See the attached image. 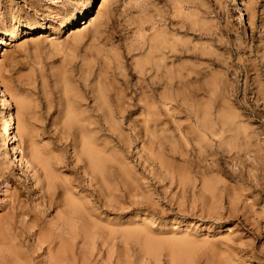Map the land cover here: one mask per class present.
Listing matches in <instances>:
<instances>
[{
	"label": "rangeland",
	"instance_id": "1",
	"mask_svg": "<svg viewBox=\"0 0 264 264\" xmlns=\"http://www.w3.org/2000/svg\"><path fill=\"white\" fill-rule=\"evenodd\" d=\"M3 38L0 146L11 123L22 162L0 147V264L13 246L52 254L38 239L59 211L29 148L71 162L56 183L77 175L83 198L98 188L74 159L88 139L117 172L98 245L64 264H264V0H0Z\"/></svg>",
	"mask_w": 264,
	"mask_h": 264
},
{
	"label": "bare ground",
	"instance_id": "2",
	"mask_svg": "<svg viewBox=\"0 0 264 264\" xmlns=\"http://www.w3.org/2000/svg\"><path fill=\"white\" fill-rule=\"evenodd\" d=\"M236 2V1H235ZM237 5V4H236ZM240 7V5H239ZM240 15L241 17H244L243 15V12L242 10H240ZM144 24V23H143ZM143 26V25H142ZM14 37V36H12ZM159 39V38H158ZM10 40V39H9ZM12 40V39H11ZM151 41V40H150ZM8 42L7 40H5L4 38L1 39L0 41V51L1 50V47L3 46H6L8 45ZM153 42V41H151ZM140 43V42H139ZM148 45V44H147ZM147 47V46H146ZM167 47V46H166ZM168 51V50H167ZM170 53V52H169ZM109 62V61H108ZM4 63V62H3ZM145 70V68H144ZM148 70V69H146ZM153 70V69H152ZM144 72V71H143ZM155 73V71H153ZM144 76V75H143ZM146 76V75H145ZM158 76V75H157ZM160 76V75H159ZM158 76V77H159ZM151 77V76H150ZM145 78V77H144ZM160 78V77H159ZM158 78V79H159ZM168 79V78H167ZM150 80V79H149ZM6 82V79L3 80ZM127 81V80H126ZM144 81V80H143ZM142 81V82H143ZM146 81V80H145ZM125 83V81H123ZM148 82V81H146ZM145 83V82H144ZM3 84V83H2ZM5 85V84H4ZM9 85V84H8ZM8 85H6V90L5 92H8V94L12 97V93L10 92L11 89H9ZM106 85V84H105ZM104 85V86H105ZM144 85V84H143ZM149 85L152 86V87H156L157 88H162L164 86H166V82L163 81V80H160V81H151L149 82ZM146 86V85H145ZM141 87V86H140ZM146 88V87H145ZM149 88V87H148ZM142 89V87H141ZM107 91V89H105ZM122 90V89H121ZM147 90V89H146ZM150 92V91H149ZM158 92V91H157ZM14 93V92H13ZM102 93V92H101ZM104 93V92H103ZM121 93V92H120ZM146 93V92H145ZM126 93L124 92V95ZM147 94V93H146ZM158 94V93H157ZM16 95V93H15ZM101 95V94H100ZM108 95V94H107ZM110 95V94H109ZM113 95V94H112ZM119 95V94H118ZM128 95V94H127ZM9 96V97H10ZM98 96V95H97ZM105 97V96H104ZM103 97V98H104ZM120 97V96H119ZM122 97V96H121ZM135 97V96H134ZM100 98V97H99ZM131 98V97H130ZM154 98H155V95H154ZM4 99V102H6L5 98ZM104 99H107V96L106 98ZM103 99V100H104ZM109 99V98H108ZM119 99V98H118ZM132 99V98H131ZM143 99V98H142ZM150 99V98H149ZM14 100V99H13ZM132 101V100H131ZM140 101L142 102V100L140 99ZM158 101V99L156 100ZM8 102V101H7ZM100 102V101H99ZM104 102V101H103ZM108 102V101H107ZM126 102V101H125ZM133 102V101H132ZM127 103V102H126ZM144 103V102H143ZM161 103V102H160ZM18 104V103H17ZM109 104V103H108ZM120 104V103H119ZM131 104V103H130ZM7 105V104H6ZM106 105V104H104ZM114 105H116L114 103ZM109 106H111L109 104ZM108 107V106H107ZM125 107V106H124ZM70 109V108H69ZM120 109V108H119ZM122 109V107H121ZM144 109V108H143ZM131 110V109H130ZM192 110V109H191ZM109 111V110H108ZM127 112V111H126ZM133 112V111H132ZM76 113V112H75ZM128 113V112H127ZM126 113V114H127ZM131 113V112H130ZM77 114V113H76ZM80 115V114H79ZM116 115V113H115ZM104 116V115H103ZM113 117V115H111ZM126 116V115H125ZM124 117V116H123ZM130 117V116H129ZM73 118V117H72ZM80 118V117H79ZM105 118V117H104ZM111 118V117H110ZM115 118V116L113 117ZM71 119V118H70ZM81 120V119H80ZM82 120H84L82 118ZM87 120V118H86ZM106 120V119H105ZM111 120V119H110ZM2 121V120H1ZM71 122V121H69ZM110 122V121H109ZM113 122V121H112ZM134 122V121H133ZM4 123H5V120H4ZM3 123V124H4ZM85 123V122H84ZM83 123V124H84ZM9 124V123H8ZM73 124V123H72ZM77 124V123H76ZM5 125V124H4ZM15 125V124H14ZM81 125V124H80ZM85 125V124H84ZM12 124L10 123L9 125L6 126V134H3L4 135V138H3V143L1 144L3 149L5 148H11V153L9 154L10 157L14 160L13 163H20L22 161L19 160V148L16 147V146H13L14 143H15V140H14V137H13V134L14 132L11 130H13V128L11 127ZM79 126V125H78ZM77 126V127H78ZM133 126V125H132ZM85 127V126H84ZM92 127V126H91ZM15 128V126H14ZM81 128H79L78 130H80ZM89 129H93V128H90ZM96 129V128H95ZM94 129V130H95ZM88 131V130H87ZM86 131V132H87ZM81 132V131H80ZM85 132V131H84ZM85 132V133H86ZM93 132V131H92ZM91 132V133H92ZM89 134V133H88ZM80 135V133H79ZM91 135V134H89ZM94 135V134H93ZM2 136V135H0ZM82 136V135H81ZM85 136V134L83 135ZM88 137V136H87ZM92 137V135H91ZM96 137V136H95ZM85 138V137H84ZM82 139V138H81ZM92 140V139H91ZM20 141H21V137H20ZM23 141V140H22ZM83 141V140H82ZM93 141V140H92ZM97 141V139L95 140ZM94 141V142H95ZM94 142L92 143L91 141H83V147H82V150H81V154L79 155H76V159L78 161V165H82L80 168L83 172V177H88L89 180L91 182H95V184L97 185L98 184V188H96L95 190H92L91 188H89V186H85L84 185V188L86 189V191H88V193L90 195H87L85 197H91L92 199L90 201H87L85 199V197H81V198H76V195H82V192H77V191H74V188L71 187V183L73 184H77V186H80L81 183H83V179L79 178L77 175L75 176L74 178V181H71V183H62L61 185H58V183H56V180H58V175H57V171L58 168L55 167L54 169V165L60 167L59 165L61 163H64L62 165H64L63 167L65 168H68L69 172L70 173H76L77 174V169L75 170V168H71L70 166V163L68 161H63L61 159V163L59 162H53L51 160H48V159H45L42 155L39 156V154L37 152H35L34 149L32 148H29L30 150L28 151L29 154H28V157H29V161H30V164L34 167V168H37V170H39V172H36L35 175L33 174L32 177L37 181V184L39 185V189L40 190H46L45 191V197L47 196V203L48 205L50 206L49 209L53 208L54 211L57 210L59 211V213L54 217V220H50L51 222L47 223L46 224V227H45V230L47 231L46 233L45 230L43 231L44 234H42V236L38 239L40 241L38 242H42V243H46L49 245V250L52 252V254L50 255V261H49V264H64V262L66 261V255L68 253V251L71 249V247H73L72 245H75L78 247H80V249H83V247H86V246H89V245H93L95 246V244L98 245V242L101 238V234H102V227H101V221L103 223V218L101 217V214L98 213V208L96 207L97 206V203L99 204H102L104 201H103V198H102V194H103V190H104V184L106 183V180H105V183L104 182V179L106 177V166L108 168H110V175L111 176H116V172H117V166L113 163H108L107 162V159L102 156L104 154V152H101L100 150H98L96 144H94ZM97 143V142H95ZM81 146V145H80ZM101 147V145H98ZM99 147V148H100ZM106 148V147H105ZM105 148H102V150H104ZM1 149V148H0ZM2 150V149H1ZM111 150V149H110ZM5 151V150H4ZM40 152V151H39ZM3 153V151H2ZM5 154V153H3ZM112 154V153H111ZM41 155V154H40ZM48 156V155H47ZM108 156V154H107ZM27 157V158H28ZM63 156H61L60 158H62ZM64 158V157H63ZM108 158V157H107ZM5 159V158H4ZM3 159V161H4ZM8 159V158H6ZM111 159H113L111 157ZM75 160V161H76ZM114 160V159H113ZM24 161V160H23ZM9 162V161H7ZM112 162V161H111ZM114 162V161H113ZM2 163V161H1ZM119 163V162H118ZM28 164V163H27ZM87 166H86V165ZM9 165V164H7ZM21 167H22V164H20ZM25 165V164H24ZM30 165V167H31ZM77 165V167H78ZM18 166V165H17ZM29 166H26V169L28 168ZM29 167V169H30ZM6 168V169H5ZM8 169H11V167L7 166H3L2 164H0V175H3V176H6L7 173L5 172V170ZM24 168V167H23ZM57 168V169H56ZM62 168V166H61ZM76 171V172H75ZM68 172V173H69ZM40 173V174H39ZM60 173V172H59ZM122 173V172H121ZM62 174V173H61ZM40 175H43V180L40 181ZM121 175V174H120ZM124 175V174H122ZM2 177V176H1ZM9 178V177H8ZM71 180V179H70ZM116 179L114 178V181ZM112 181V180H111ZM69 182V181H68ZM114 184V183H113ZM76 186V185H75ZM107 187V186H106ZM129 187V186H128ZM46 188V189H44ZM79 188V187H78ZM83 188V187H82ZM116 188V187H115ZM110 193V192H109ZM114 193V191H113ZM145 193V192H144ZM112 194V193H111ZM114 196V195H113ZM88 197V198H89ZM94 198V199H93ZM108 198V197H107ZM94 200L96 201V203H94ZM110 202V201H109ZM110 204V203H109ZM150 205V204H149ZM110 208H112V211H118L119 212V207L117 206H111ZM124 210V209H123ZM117 213V212H115ZM26 217V216H25ZM49 221V220H48ZM110 223V222H108ZM2 225V223L0 224V226ZM109 225V224H108ZM115 225L117 226V224L115 223ZM114 226V225H113ZM115 226V227H116ZM43 227V226H42ZM27 229V228H26ZM40 228H38L39 230ZM4 229H2L3 231ZM33 230V229H32ZM105 230V229H104ZM116 230V229H115ZM1 231V230H0ZM35 232V231H34ZM33 232V233H34ZM38 232V231H37ZM107 232V231H106ZM27 233V232H26ZM32 233V234H33ZM3 234V236H5L4 233H1ZM30 234V233H29ZM37 234L41 235L40 232H38ZM27 235V234H26ZM35 235V234H33ZM28 237V236H27ZM117 237V236H116ZM1 238V237H0ZM79 239L81 240L80 244L77 243V241H79ZM1 240V239H0ZM115 240V239H114ZM3 241V240H2ZM1 241V242H2ZM45 244V245H46ZM41 245V244H40ZM101 245V244H100ZM37 246V245H36ZM47 246V245H46ZM213 246V245H212ZM16 247V246H15ZM15 247H11V248H14L13 250H9L10 252V259L11 260V264H31V261L28 262V260H30L31 256L28 258L26 255L29 253H24L25 251L21 252L20 250L18 249H15ZM76 247V248H77ZM96 247V246H95ZM9 248V249H11ZM40 248V247H39ZM75 248V249H76ZM90 248V247H89ZM20 249V247H19ZM46 249H48L46 247ZM74 249V248H73ZM73 249H71V253L74 252L72 251ZM96 249V248H95ZM98 249V248H97ZM22 250V249H21ZM78 250V249H76ZM75 250V251H76ZM83 251V250H81ZM90 251V250H89ZM88 251V253H89ZM96 251V250H95ZM99 251V250H98ZM49 252V253H51ZM70 252V251H69ZM97 252V251H96ZM49 253H48V256H49ZM75 253V252H74ZM84 252H82V256L84 255L83 254ZM79 254V253H78ZM81 254H79V256H81ZM29 256V255H28ZM47 256V258H48ZM74 257H76L74 254H73ZM7 257V256H6ZM70 258V256H68ZM67 257V258H68ZM78 257V256H77ZM88 257V256H86ZM86 257H84L85 259H83L82 261H87ZM44 258V257H43ZM101 258V257H100ZM77 260L79 259L76 258ZM80 259V260H81ZM70 260V259H68ZM89 260V259H88ZM44 261V260H43ZM74 261L75 258H74ZM81 261V263H82ZM9 262V261H8ZM7 262V263H8ZM45 262V261H44ZM47 262V261H46ZM66 263V262H65ZM69 263V261L67 262ZM220 263V262H219ZM37 264H41V263H37ZM44 264V263H42ZM79 264V263H78ZM84 264V263H83ZM86 264V263H85ZM88 264V263H87Z\"/></svg>",
	"mask_w": 264,
	"mask_h": 264
}]
</instances>
